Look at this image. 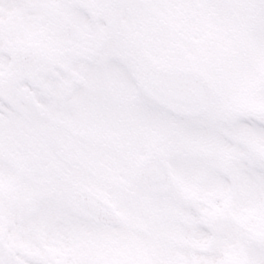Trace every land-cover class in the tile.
<instances>
[{"label":"rangeland","instance_id":"1","mask_svg":"<svg viewBox=\"0 0 264 264\" xmlns=\"http://www.w3.org/2000/svg\"><path fill=\"white\" fill-rule=\"evenodd\" d=\"M38 1L30 5L33 21L9 18L19 28L17 38V33L12 36L5 29L3 14L9 9L0 10V47L13 38L14 45L40 50L43 60L31 75L48 89L52 85L40 71L48 66L70 70L72 58L99 55L105 72L103 80L95 82L73 70V76L95 93L77 101L75 113L51 112L27 87L0 91L14 105L21 99L34 103L51 121L16 127L0 115V121L9 125L8 156L22 173L0 174L4 248L43 264H221V259L181 251H208L212 241L183 231L180 223L191 218L172 202L174 195L143 194L133 170L144 155L173 143L168 161L179 183L177 194L203 204L205 220L217 223L241 213L248 190L241 184L234 199L229 198L232 188L212 180L203 168L192 167L190 160L200 158L220 170L222 162L230 164L226 169L235 176L233 162L241 154L216 138L186 130L173 113L158 111L160 105L141 87V66L157 63L207 74L218 97L202 115L226 119L264 108V0H83L90 20L62 6L57 12V0H43L42 5ZM7 67L0 63V84ZM235 139L264 155V137L241 130ZM60 180L112 203L123 215L121 225L93 222L49 228L36 220L26 221L25 206L34 205L41 196L64 195ZM192 189L200 190L190 198L187 192ZM227 203L233 207L231 216L218 212ZM260 207L264 208V201ZM258 215L264 225V214ZM135 226L146 232L135 233ZM201 243H209V249Z\"/></svg>","mask_w":264,"mask_h":264},{"label":"snow or ice","instance_id":"2","mask_svg":"<svg viewBox=\"0 0 264 264\" xmlns=\"http://www.w3.org/2000/svg\"><path fill=\"white\" fill-rule=\"evenodd\" d=\"M61 6L84 19H91L85 6L79 0H62ZM30 8L23 0H0V9ZM2 43V42H0ZM18 61L6 49V45L0 47V63L18 65ZM30 67H25L14 82L17 89L27 87L35 95V99L46 105L51 112L68 111L75 113L78 110L77 101H84L95 93L85 83L77 80L73 70L84 75L89 81L100 82L104 78L105 64L101 56L92 58L77 57L70 60V70L59 66H48L40 71V76L52 85L51 89L43 87L31 75L36 71L38 64L27 61ZM160 112L167 110L157 106ZM0 115L6 121L13 122L16 127L29 124L35 126L39 122L51 123L46 114L34 103L21 99L19 105L10 103L5 96H0ZM182 123L186 130L208 138H216L226 145L234 147L241 154L234 162L236 175H229L200 158H192L190 165L194 168H203L212 180L222 182L226 187L237 189L239 185L246 187L247 194L243 197L245 209L255 208L258 214H264V208L260 207L264 201V155L254 152L248 145L235 139L236 134L243 130L264 137V116L253 114L235 115L229 118H212L208 115H200L194 118H186L170 114ZM0 143L4 145L0 150V174L5 176H22L20 169L9 158L7 147L9 144V125L0 121ZM64 195L41 196L34 205L25 206V220H36L46 224L49 228L68 227L70 225H90L93 220L83 215L75 206L72 195L75 190L71 185L59 181ZM71 193V194H70ZM172 202L180 207L189 216V223H180V227L187 234L199 239L212 241V247L208 251L198 249H181L188 255L203 256L208 259L220 260L229 246L234 247L247 258V264H264V234L259 229L254 230L249 222H243L226 217L217 223H209L205 220L202 209L203 204L186 201L178 194L174 195ZM247 215V211L242 212ZM19 257V260L16 257ZM0 264H43L34 257L21 253H10L0 247Z\"/></svg>","mask_w":264,"mask_h":264},{"label":"water","instance_id":"3","mask_svg":"<svg viewBox=\"0 0 264 264\" xmlns=\"http://www.w3.org/2000/svg\"><path fill=\"white\" fill-rule=\"evenodd\" d=\"M20 68H23V67H20ZM158 76L160 75L158 74L155 77H158ZM145 85L153 94H155V97L158 99H162L163 101L167 102L168 100L171 101L177 98L176 96L165 95V93L162 92L163 88L158 87L156 83L153 81V79L146 80ZM205 86H207V83H205ZM194 98L196 99V102L199 104L197 106L199 108L202 107L204 104L208 105L209 104L208 102L211 101L210 99L211 95L209 96V99H206L207 97L205 96V93L201 90L198 91L196 95H194ZM189 100L190 98L180 100V102L178 103V109L191 111L192 108L187 107L188 104L191 103ZM256 115L264 116V113L261 111L260 113H257ZM156 160H157L156 158H151L146 162L144 166L140 168L137 174L139 182L143 187L149 190H152L153 192H156V193L164 192L165 190L170 191L172 185H170L169 177L165 174L164 168L159 167V165L156 163ZM108 209H110L108 205H102V209L100 211L101 212L105 211V215L96 214V218L98 220H104L105 222L107 221L112 222L113 221L112 218H115V213L113 211L106 212Z\"/></svg>","mask_w":264,"mask_h":264},{"label":"flooded vegetation","instance_id":"4","mask_svg":"<svg viewBox=\"0 0 264 264\" xmlns=\"http://www.w3.org/2000/svg\"><path fill=\"white\" fill-rule=\"evenodd\" d=\"M240 221H243V219H240ZM249 223H251V226L254 230L258 229V227L254 226L252 223V220H248ZM225 256L230 257V256H236L239 260L245 261L247 263V258L242 255L241 252L237 251L234 247L229 246L228 249L224 252Z\"/></svg>","mask_w":264,"mask_h":264}]
</instances>
